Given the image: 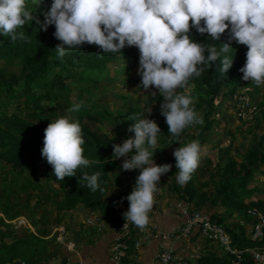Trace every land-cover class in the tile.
<instances>
[{
  "label": "clouds",
  "instance_id": "obj_1",
  "mask_svg": "<svg viewBox=\"0 0 264 264\" xmlns=\"http://www.w3.org/2000/svg\"><path fill=\"white\" fill-rule=\"evenodd\" d=\"M40 2L32 0L36 7ZM43 15L45 30L48 25L55 26L53 35L59 41L55 50L60 59L84 44L113 54L126 46H135L139 50L141 86L144 90L154 87L162 95L161 115L168 133L177 140L186 127L203 123L190 107L191 96L178 89L191 87L190 80L200 77L205 66L215 64L222 74H227L233 58L226 54L233 41L248 49L246 62L239 69L242 79L256 86L264 85V0H52ZM34 19L28 0H0V34L12 43L29 42V35L22 29ZM191 29L207 34L215 42L228 30L229 42L219 49L215 44L194 42ZM81 107L75 104L68 111H79ZM148 113L151 114V108ZM148 115L133 116L135 123L128 131L134 132V138L112 145L113 156L123 158L124 171L140 170L126 197L129 208L123 216L141 230L149 223L148 213L158 182L172 168L167 163L157 165L153 159L161 129ZM84 143L79 121L60 117L47 125L41 154L52 166L56 181L74 177L78 169L93 163L83 155ZM205 151L199 141L174 150L180 186L190 180ZM100 176V172H85L79 183L86 182L95 192L100 187Z\"/></svg>",
  "mask_w": 264,
  "mask_h": 264
},
{
  "label": "trees",
  "instance_id": "obj_2",
  "mask_svg": "<svg viewBox=\"0 0 264 264\" xmlns=\"http://www.w3.org/2000/svg\"><path fill=\"white\" fill-rule=\"evenodd\" d=\"M51 3L52 0H41L39 6L36 7L32 0H28V8L36 17L25 25V29H22L29 35V42L17 40L12 43L9 37L0 34V62H2L0 63V171L5 176L4 180L10 179L5 187L7 192L5 191L4 196H1L4 203H0V214L9 222L19 217L11 212V210L18 209L15 206L16 203L12 202L17 188L23 191L32 189L36 203L31 205L30 212L42 207L47 195L50 194L48 199L57 203L60 211H70L82 206L92 211H99L105 218L110 217L105 191L110 175L116 172L119 166L115 163L110 142L105 135L100 133L98 127L96 128V124H100L102 120L99 111L101 106L97 104L94 95L99 90L98 86L101 82L103 84L113 82L115 79L113 76L119 72L120 69L117 68L120 64H123L125 60H132L134 63L123 72L124 77H128L131 68H134L139 61V50L135 46H126L119 53H102L97 46L84 44L79 49L69 50L62 59L58 58L55 47L59 41L53 35L55 26L48 25L46 30L44 26L43 13L50 8ZM201 24L203 25V21ZM190 37L194 42L215 44L218 49L229 42L228 30L222 34L221 40L216 42L212 41L207 34L202 35L195 29L190 30ZM231 47L226 55L233 58V66L227 74H222L215 64L210 68L205 66L200 77L190 80L191 87L178 89L179 92L188 90V96H191L196 105L204 111V125L198 131V138L205 135L213 125L212 117L217 110L215 100L223 89L236 80L235 76L239 74V69L246 61L248 49L245 45L233 41ZM223 55L225 54L222 53ZM15 68L17 70H13ZM242 76L243 74L239 78ZM259 87L253 86V96L259 95ZM70 96H73L76 101L71 102ZM118 97L123 99L124 103L129 102L128 99L126 101V97ZM75 104H81V109L69 112L68 109ZM15 105L23 106L24 110H20ZM258 108L261 113L260 121L264 122V95L258 103ZM30 110L34 112L29 113ZM133 112V108L127 109L124 115L134 116ZM105 114L109 115L106 110ZM60 117L80 122L85 140L82 145L83 155L93 163L87 168L78 169L74 177H65L63 181H56L52 166L46 158L42 157L41 152L44 146L45 128ZM159 127L161 129L159 136H171L168 133L167 124ZM171 141L175 142L176 139L172 138ZM259 143L263 145L264 136L260 137ZM246 159L247 165L242 167H238L233 160H229L219 174L215 194L208 197L206 194H201L199 195L201 200L212 197L213 206L220 205L243 215L252 209L264 214L263 201L246 203L247 198L243 195L250 194L246 185L253 177L255 165L264 162V154L257 152L255 158L247 157ZM28 167L34 168L30 178H24L21 184L18 183ZM37 169L41 171L38 173ZM85 172L88 174L101 173L98 180L100 187L95 192L86 186V182L79 183L80 176ZM35 176L38 178L34 179ZM19 184L21 187L16 186ZM57 184L59 189L56 188ZM189 185H191V178L187 182V190ZM187 202L191 204L194 202L191 195ZM195 204L198 207L201 203L197 201ZM211 219L225 226L224 219L219 215L214 214ZM244 219L248 221V224L252 223L245 216L240 222L238 221L241 228L237 233L225 226L232 238L233 248L243 249L252 246L247 235L245 236L242 231V227L245 226ZM19 228L22 226L15 228L0 218V258L6 259H0V264H5L3 263L5 261H10L7 264H12L11 261L16 258L24 260L25 264L30 263L29 260L22 258V254H15L17 253L16 245L19 242L23 243V240L16 239L9 245L3 241L5 238L17 235L16 229ZM133 235L134 231L131 236ZM27 241L35 242L33 239ZM210 244L215 246L213 243ZM216 246L219 247L217 244ZM132 254V251L128 252L125 264H130L128 258H131ZM217 255L212 252L201 254L191 260L179 262V264H236L232 256L228 254H226L228 256L226 259ZM240 264L253 263L245 258Z\"/></svg>",
  "mask_w": 264,
  "mask_h": 264
},
{
  "label": "crops",
  "instance_id": "obj_3",
  "mask_svg": "<svg viewBox=\"0 0 264 264\" xmlns=\"http://www.w3.org/2000/svg\"><path fill=\"white\" fill-rule=\"evenodd\" d=\"M248 89L250 92L247 98L252 104L258 105L261 98L257 95L253 96L252 89ZM232 94H229L228 91L223 89L220 96L214 102L215 106L224 112H236V103L232 99ZM262 94L264 95V92ZM234 112H232V114L236 115ZM235 115L234 119L240 121ZM227 116L229 115L225 117ZM156 118H159V116H156ZM217 121L213 119L214 123L205 135L199 138L198 135L195 136L199 143L206 148V151L201 157L199 167L191 174V185H189L188 190L187 183L184 186H180L177 183L176 176L179 170H176V161L173 152L176 148L192 142L191 137L181 134L177 140V138L173 136H159L153 159L157 165L167 163L171 164L172 168L168 173L161 176L158 187L153 193V206L148 213L149 223L145 229L153 232L152 234H154V236L144 237L142 246L136 251H132L133 254L131 258H128L131 264H160L157 255L161 246L170 248L177 262L191 260L201 254L212 252V244L202 238L197 230H193L188 236L181 237L174 241L162 240L160 238L159 234L165 235L178 232L181 225L184 223V217H182L176 209V206L180 203L189 205L192 209L207 213L211 218L214 214L219 215L224 219V225L233 232L237 233L241 228L238 225L240 221L238 222L239 219H237V216L240 215L239 213L236 211L232 212L220 205L213 206L212 197L201 200L199 195L206 194L208 197L215 194L219 174L229 160H233L238 167H242L247 165V157L255 158L257 152L263 154L264 152L256 145H250L249 147L246 146V148L240 149V144L237 143L238 145L235 144L230 148V140L227 139L225 141L222 136L224 135L223 131H221L222 135H220L222 136L221 140H217L216 137H213L210 133L214 124L218 123ZM242 122L249 123L247 121ZM131 125L132 124L129 123V126ZM159 126H162V124H159ZM193 127L194 125L189 128ZM230 127L229 129H234L235 133L243 132L240 125ZM258 128H262L264 133L263 121H260ZM184 130L188 131V127ZM113 133L115 132L111 131L108 134L102 132L111 146L113 143H122L124 141L125 138L120 140L121 138L112 135ZM172 138H175L176 141L172 142ZM118 140L120 142H118ZM163 149L165 150L163 151ZM115 163L119 168L110 175L105 191L110 217L105 218L99 211H92L82 206H78L70 211H60L59 207H57V203L48 199L50 196L49 194L47 195L46 201L42 204V207L37 209L41 210V212L39 213L37 210H34L35 214H39V216L37 218L35 217V220L31 217L33 220L32 223L29 220L26 221V223L22 225V228L16 229L18 231L17 235L11 238H5L3 241L9 245L16 239L23 240V243L19 242L16 245L17 253L15 254H22V258L26 261H30L28 264H64L66 259H70L72 262L82 261L88 264H112L110 261V246L115 237V234L112 232V227L125 220L123 213L129 208V202L126 197L133 190L136 177L140 172L139 169L124 171L122 169L123 158H115ZM260 164L264 165V162ZM259 171L260 169H255L254 167L253 177ZM263 173L264 172L260 175H263ZM251 183H255V180L253 179ZM251 183L249 187L252 186ZM56 188L59 189V187ZM188 194L192 196V201H194L192 204L187 202V199L190 197ZM258 200L264 202V196L254 195L246 199L245 202H255ZM197 201L201 203L198 207L195 204ZM93 216H100L103 220L104 229H102V231L97 232L95 229L86 226L85 221ZM0 218L8 225L14 223V221H6L1 214ZM229 223H231L230 226ZM244 225L245 228L242 227V231H244L246 236L247 225L249 227V224ZM61 226L66 228V239L72 244V249L70 250L67 249L66 246L58 244L56 241L55 231ZM131 227V235L134 231L132 240L140 238L141 235L139 234V230L141 229L136 227L132 222ZM28 239H33L35 242L27 241ZM0 259L6 260L5 258ZM14 261L25 264V261L20 258H16L11 262ZM3 263L7 264L10 263V261H5Z\"/></svg>",
  "mask_w": 264,
  "mask_h": 264
},
{
  "label": "rangeland",
  "instance_id": "obj_4",
  "mask_svg": "<svg viewBox=\"0 0 264 264\" xmlns=\"http://www.w3.org/2000/svg\"><path fill=\"white\" fill-rule=\"evenodd\" d=\"M133 63L134 61L132 60H125L123 64H120V65L118 64L119 66L117 69H120V70L116 74V76H113V78L115 77V79H113V82L108 83V84H103L101 82L98 86L99 90L94 95L97 101V104H100L101 106V108H99L100 109L99 111H100V118L102 120L100 124L99 123L96 124V128L98 127V130L101 131V133L103 132V133L108 134L111 131H114L115 133H113L112 135H115L118 138H121L120 140H122V138H125V139L130 138V137L134 138V135H135L134 132L128 131L130 127L129 123L134 124L135 121H131V118L133 116L124 115L127 113V109L133 108L134 116L138 118H143L149 114L148 109L151 108V114L148 115V118L155 120L158 126L159 124L166 123L165 117L161 115V110H160V105L163 101L162 95L154 87H151L148 90H144L141 86V76L138 75L139 61L136 63L134 68H131V72L129 73L128 77H124L123 72L126 70L128 66L132 65ZM13 70H17V68ZM112 70L113 69H111V71ZM242 74L243 73L239 72V74L235 76L237 77L236 80H234V82L230 84L229 86H227V88L225 89L226 91H228L229 94L240 93L246 87L251 88L253 90L254 84H252L251 82H246L242 78H239ZM259 90H260V95H257V96L262 98L263 96L262 93L264 92V85H260ZM182 93L185 95H188V90ZM118 96L126 97V101L128 99L129 102L124 103V100L120 99ZM95 99L93 98L92 100L94 101ZM69 100L71 102L76 101L74 100L73 96H70ZM17 107L20 110H24L23 106L22 107L17 106ZM190 107L194 108L196 114L203 120V123L194 124L193 128H189V127H192V125L188 126V131L183 130L181 134L190 136L191 141H198L197 138H195V136H197V133L200 127L204 125V111L199 106H197L194 101L192 105H190ZM257 109H258V114L254 117L253 120L248 121L249 123H246V122L235 120L234 119L235 114H232V112L234 111L224 112L223 110L217 107V110L215 111L214 113L215 115H213L212 120L213 119L216 121L218 120L217 121L218 123L214 124L210 133L213 135V137H216L217 140H221L222 136L224 137L225 141L227 139L230 140L229 142L230 148L234 146L235 144L238 145L237 143H239L240 149H244L246 148V146L249 147L250 145H256L258 148H261L262 152H264V143L263 145H260L259 143L260 137L264 136L262 135L264 133H263L262 128H258V126L260 125L259 122H260V117H261V113L258 108V105H257ZM105 110L107 111L109 115L105 114ZM24 112H27V111H24ZM31 112H34V110H30L29 113ZM226 115H229V116L225 117ZM156 116H159V118H156ZM236 125L241 126V128L243 129L242 133H238V132L235 133L234 129H229L231 128L230 126H236ZM221 131L224 132V135L221 134ZM118 142L120 141L118 140ZM164 150L165 149H163V151ZM33 169L34 168L32 167H28L25 170L24 174L22 175L21 179L18 180V183L20 182L21 184L24 178L25 179L30 178V174ZM255 169H260V171L246 185V187L248 186L247 190L249 191L250 194H243V195L247 199H249L250 197L254 195L264 196V173L263 175H260L262 174V172H264V165H261L260 163H258L255 166ZM40 171L41 170H38L37 172L39 173ZM3 175L4 174L0 171V181L2 180L0 182V203H4L1 196L3 197L5 194L4 192L5 191L7 192L5 187H7V184H8L7 182L10 181V179L8 181L4 180L5 176ZM37 178L38 177L36 176L34 177V179H37ZM253 179L255 180V183H251ZM250 183L252 185L251 187H249ZM20 184L16 186L21 187ZM31 190L32 189L23 191L22 189H19V188L15 189V193L13 194V197H12V202L16 203L15 206L18 209L11 210V212L12 214L16 213L17 215H19L17 219L19 218H22L24 220L28 219L30 222H32L33 220L31 217H33V219L35 220V217L37 218L39 216V214H35V211L34 213L33 211L30 212L32 208L31 205H35L36 203L35 195L32 193L33 191ZM27 192H29V194H27ZM37 211L39 213L41 212V210H37ZM239 214L240 215L237 216V219H239L238 221H241L243 218H245L246 215L245 214L243 215L242 213H239ZM26 217H29V218H26ZM243 222L245 224H248V221H246V219H244ZM230 225L231 223H229V226ZM212 248H213L212 253L218 254L217 256H220L221 258H225V259L228 258L224 250L217 247L216 244L215 246H212Z\"/></svg>",
  "mask_w": 264,
  "mask_h": 264
},
{
  "label": "built area",
  "instance_id": "obj_5",
  "mask_svg": "<svg viewBox=\"0 0 264 264\" xmlns=\"http://www.w3.org/2000/svg\"><path fill=\"white\" fill-rule=\"evenodd\" d=\"M250 90L245 88L241 93L232 95V99L236 103V117L240 121H251L258 114L257 105H254L247 98ZM179 214L184 217V223L176 233L159 234L162 240L174 241L181 237L188 236L193 230H197L202 238L207 242L217 244L224 250L225 254L232 256L236 264H240L245 258L253 264H264V214L256 209L248 210L246 216L252 221L247 225V237L251 247L237 249L232 247V238L226 231L225 226L217 224L211 217L204 212L192 209L189 205L180 203L176 206ZM26 221L19 218L12 224L15 228L24 225ZM244 223V222H243ZM87 227L95 229L99 232L104 229V222L100 216H93L85 221ZM131 222L123 221L112 227L115 234L113 242L110 246V261L112 264H125V259L129 251L137 250L142 246L144 237H152L154 234L145 228L139 230L140 238L132 241ZM56 241L58 244L72 249V244L66 239V228L61 226L55 231ZM160 264H179L172 254L170 248L161 246L157 255ZM12 264H22L13 262ZM64 264H88L82 261L72 262L66 259ZM131 264V263H130Z\"/></svg>",
  "mask_w": 264,
  "mask_h": 264
}]
</instances>
